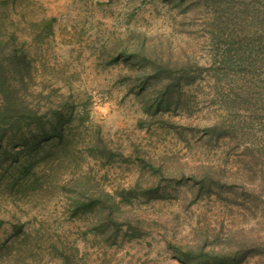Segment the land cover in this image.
Wrapping results in <instances>:
<instances>
[{
	"label": "rangeland",
	"instance_id": "374dc122",
	"mask_svg": "<svg viewBox=\"0 0 264 264\" xmlns=\"http://www.w3.org/2000/svg\"><path fill=\"white\" fill-rule=\"evenodd\" d=\"M6 37L41 124L0 140V264H264V0H0Z\"/></svg>",
	"mask_w": 264,
	"mask_h": 264
},
{
	"label": "trees",
	"instance_id": "16d2710c",
	"mask_svg": "<svg viewBox=\"0 0 264 264\" xmlns=\"http://www.w3.org/2000/svg\"><path fill=\"white\" fill-rule=\"evenodd\" d=\"M10 41L11 39L9 37L0 39V48H7L6 53L11 48V45L9 44ZM16 53L17 50L14 49H12L10 53H7L8 57L6 59H8V61L4 65V62L2 63L0 60V140L3 133L11 129L12 126L19 125L20 123H25V125L41 124L39 121L40 119H37L38 115H36V112L29 110L28 102L24 100L22 95H19V92L16 89L17 86L12 84L10 81V77L8 75V71L10 70H12V73L14 71L18 72L21 70L19 76L24 74L25 78H23V82L21 81L23 76L19 79L21 87H24L23 89L28 88L30 80L29 63H26L25 61L19 63L17 59L18 55ZM19 59L23 58L21 57ZM21 87L18 88L21 89ZM50 109H52L51 111L55 113L54 115L58 119L68 117V107L66 108L65 106H60L58 104H51ZM28 112H32L33 114H29ZM95 201H101V199L98 198ZM258 247L259 246L252 248L254 253L260 251ZM176 252L177 257L184 264H216L223 261L222 257L230 259L232 255H234L231 253L230 256H223L221 255V252L211 249L205 250L203 247H199L197 250L191 247H179Z\"/></svg>",
	"mask_w": 264,
	"mask_h": 264
}]
</instances>
